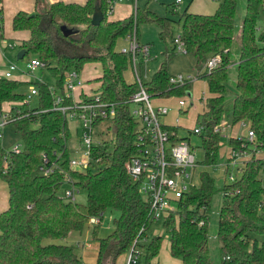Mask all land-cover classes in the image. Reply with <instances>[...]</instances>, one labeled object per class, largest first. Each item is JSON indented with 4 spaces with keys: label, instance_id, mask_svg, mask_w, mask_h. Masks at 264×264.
Returning <instances> with one entry per match:
<instances>
[{
    "label": "trees",
    "instance_id": "16d2710c",
    "mask_svg": "<svg viewBox=\"0 0 264 264\" xmlns=\"http://www.w3.org/2000/svg\"><path fill=\"white\" fill-rule=\"evenodd\" d=\"M213 14H195L185 9L180 20L159 17L151 10L134 7L132 14L122 20H111L104 0H88L85 4L57 1L42 11L29 14L20 11L12 18L15 32L26 31L29 37L20 42L25 57L45 63L54 84L20 81L0 76V107L10 106L13 125L23 142L19 154L11 153L8 172L3 173L6 154L0 150V179L8 186V208L0 213V264H83L74 246L59 243L73 232L82 233L92 217L107 211L116 213L113 231L105 238L98 237L100 222L94 226L98 242L96 264H117V259L135 248L137 260L146 264L159 256L162 237H147L154 221L150 207L133 183L126 164L139 153V124L131 115V97L141 90L151 98H181L191 90V82L171 84L168 64L177 53L173 37L174 25L181 23L178 38L186 54L195 58L198 79L208 84L210 96L197 118L204 126L200 135L205 151L203 166L220 164L221 136L214 127L225 114L226 82L231 65L232 48L240 43L236 62V95L228 117L232 125L246 122L255 134L250 143L232 137L229 146L244 150L252 156L242 167L238 183L223 186L224 203L219 210L217 240L221 264H264V240L251 234L264 235V0H245V15L237 22L240 0H214ZM0 0V42L5 39V18ZM171 12L178 13L174 3ZM104 18L92 25L96 10ZM155 24L158 37L172 49L166 48L165 60L151 80L128 83L124 74L133 55L126 54L118 43L136 33L139 26ZM81 26L77 33L65 36L62 27ZM168 47V45H166ZM219 55L221 64L210 72L203 70L208 59ZM24 57V58H25ZM23 58V59H24ZM97 63L101 75L97 78L102 102L113 104L116 117L109 123L113 133L110 142L101 140L91 148L89 166L84 171L72 170V151L67 146L70 137L65 115L55 109L54 88L65 97V79L70 72L81 75L85 66ZM54 64V66H52ZM2 72H0L1 74ZM89 81L86 85H90ZM28 84L37 90L38 106L27 109L26 94L19 92ZM79 99L90 101L88 94ZM22 105L19 107L13 104ZM66 103H71L70 99ZM101 121L97 123L100 124ZM45 158L48 163H45ZM100 158L99 162H94ZM57 165L50 174L40 168ZM231 173L228 171V174ZM69 177L78 191L87 194L86 204L80 205L62 198L59 192ZM229 181V180H228ZM215 192V179L208 173L200 174V185L192 187L178 206L177 215L164 220L170 233V254L182 264H212L208 246L209 217L207 210ZM144 253V256L142 255Z\"/></svg>",
    "mask_w": 264,
    "mask_h": 264
},
{
    "label": "rangeland",
    "instance_id": "374dc122",
    "mask_svg": "<svg viewBox=\"0 0 264 264\" xmlns=\"http://www.w3.org/2000/svg\"><path fill=\"white\" fill-rule=\"evenodd\" d=\"M174 0H138L136 7H139L140 11H145L146 9L151 10L159 17H168L176 22L180 20L181 15L189 7V12L195 14H203L207 12L215 11L217 8V2L214 0H182L178 8V13L171 12V5L174 3ZM43 4V2H42ZM129 6H134L133 3H121L116 6L111 16L117 19H125L127 14H129ZM135 7V6H134ZM133 7V9H134ZM245 15V0H240L238 4V14L237 22L240 26L241 20ZM5 35L9 37L6 39L7 45L12 46V48L4 49L1 47L0 50V70H6L12 64H15L20 70H25L27 62L32 59L25 57L22 60L17 59L18 53L21 51V48L16 44L18 41H22L23 35H18L7 22V17H5ZM115 19V20H117ZM173 37H178L181 30V23L174 25ZM65 28L69 29L72 33H77L82 27L81 26H69L64 25ZM26 32V31H22ZM159 28L155 24H143L139 26V38L140 43L143 45L148 44L151 47L150 59H146L142 54L137 55V62L135 68L132 66V63H129L128 70L124 74V78L128 83H134L136 80L135 70L139 71L142 74L144 82L151 80L154 73L159 69L161 63L165 60L164 52L166 48L172 49L173 44L171 40L168 39L167 43L161 41L158 37ZM168 45V47H166ZM118 47L121 48H130V42L128 40H122L118 43ZM240 49V43L236 40L232 48V59L231 65L228 70V80L226 82V104H225V114L223 120L228 116L232 108V103L236 95V83H237V71H236V62L238 59V53ZM54 66V64L52 65ZM168 72L173 76L183 75L185 77L190 76L191 81V90L183 97L187 100V103L190 105V108L187 109L186 113L178 114L176 111V103L179 99L177 96L172 98L169 101L170 113L167 116V122L171 125H175V120L178 118L179 122L177 123L178 136L180 138H190L192 145L195 149L196 160L199 162L200 166L197 169L195 175L196 186L200 185V174L202 172H208L215 179V192L212 195V201L207 210L209 217V239L208 246L210 251L211 263L212 264H221V251L220 245L216 238L217 229L219 224V210L222 204L224 203V194L222 192L223 186L227 182L230 184V181L226 180L223 177L222 168L227 163L226 160L221 159L220 164L217 167H207L203 166L202 163L205 157V151L203 149L202 138L199 135L193 134L191 131L198 126L197 118L201 115L206 106V99L210 96L208 91V84L203 79H198V70L196 68L195 58L186 53L177 52L173 59L168 64ZM16 74H22L21 72H16ZM101 74V66L97 63H89L85 66L83 75L89 77L91 80L90 84L96 88L98 91L99 84L97 78ZM28 78V81L34 82H44L50 85H53L54 79L50 75L48 69H38L32 73V75H25ZM19 92L29 95V85L25 84L20 87ZM158 99H152V104L157 107ZM21 106L22 103L16 104ZM163 105V104H161ZM38 106V100L35 97H32L26 106L27 109H33ZM10 106H5L4 109H10ZM177 113V114H176ZM228 121L231 120L227 117ZM68 128L70 130V137L67 141V146L72 151L73 158H81V154L86 150L85 146L82 144V124L78 119H72L68 117L67 119ZM108 122H103L100 125L94 128L92 140L94 143L105 140L110 142L113 138V133L108 132ZM244 135V128L238 130V127L235 125L232 129V132L229 129V132L221 135L222 143L224 145L229 144L230 138L236 136ZM239 135V136H238ZM222 144V145H223ZM23 147L22 138L19 133L15 130L13 125H7L2 130V138L0 139V148L5 152H11L15 147ZM240 166L236 165L235 167H230V172L233 175L238 176ZM263 185H264V176H263ZM66 189H72V185L64 184L59 192V195L64 198V192ZM77 189V188H76ZM8 186L6 183L0 179V202L7 199ZM87 194L85 191H79L76 194V203L80 205L86 204ZM3 202L1 204H3ZM0 204V206H1ZM9 205V204H8ZM8 208V207H7ZM116 213L107 211L103 215L101 225L98 229V237L105 238L111 234L113 231V219L116 217ZM94 224L88 223L83 229L82 233L73 232L69 235L66 240L58 241L59 243H65L71 246H74L78 256L82 259L83 264H96L97 255H98V242L94 239ZM254 239L259 241L264 240V235L251 234ZM155 236H161L162 246L159 252V256L154 261L157 264H182L180 259L173 258L170 254V233L164 227V219L153 222L151 228L147 231V237L153 238ZM131 254V251L121 255L117 259V264H127L128 257ZM144 256V253L142 252ZM140 264H146L145 259L142 258Z\"/></svg>",
    "mask_w": 264,
    "mask_h": 264
},
{
    "label": "built area",
    "instance_id": "2783aa9c",
    "mask_svg": "<svg viewBox=\"0 0 264 264\" xmlns=\"http://www.w3.org/2000/svg\"><path fill=\"white\" fill-rule=\"evenodd\" d=\"M138 0H104L107 7V15L111 17L115 7L121 3H133L136 6ZM174 4L179 7L182 0H174ZM130 42V48H122L121 51L126 54L133 55V67L137 62V55L140 53L146 59H150L149 45H143L139 42L135 32L128 35L126 38ZM3 41V40H2ZM1 41V42H2ZM176 51L186 53V49L181 40L176 37L174 40ZM4 49L12 48V46L4 45ZM222 62L219 55L208 59L203 70L210 72L218 67ZM45 63L32 59L26 64L25 70H20L15 64H12L4 70L0 76L8 79H14L16 72H21L23 75H32L38 69H44ZM137 80H141V74L135 70ZM191 82L190 76L183 75L173 76L170 78V83L184 84ZM65 97L60 96L58 92L51 88V93L55 97V109L61 111L66 120L68 117L78 119L83 128L82 144L86 150L81 154V158H71L70 167L72 170L84 171L92 161L91 148L99 142L94 143L92 140L94 128L103 122L111 123L116 117V110L113 104L102 102L99 94L91 96L90 101L74 97V92L77 88H83L84 82L80 74L70 72L65 79ZM29 95L26 96L25 103H28L32 97L37 95V90L34 86L29 87ZM71 103H66L69 100ZM168 99V98H156ZM152 99L144 92L139 91L131 97V115L139 124V153L133 157L127 164L126 169L134 184L139 188V192L147 201L150 207V218L152 221L166 220L169 216L177 215L180 201L186 197L192 187L196 186L195 175L199 162L196 160V152L190 138H180L178 136L177 123L176 126L169 124L166 120L170 113V106L158 105L155 107L152 104ZM16 105V104H13ZM190 105L187 100L179 98L176 103L178 114L186 113ZM13 121L8 109L0 107V139L2 138V130L5 126ZM101 121L100 124L97 123ZM231 123L225 119L220 124L214 127V134L222 135L230 128ZM241 127L246 129V134L242 138L250 143L255 142V134L244 121L241 122ZM205 131L204 126H196L191 132L195 135H201ZM101 142V141H100ZM203 142V141H202ZM23 148V147H22ZM19 146L15 147L11 152H5L3 156L2 169L3 173H7L10 167L9 154H19L22 151ZM71 150V149H70ZM252 154L247 151L234 149L230 147L227 156L226 171L224 178L231 183H238L239 176L242 172V167L245 162L251 158ZM98 158L94 162H99ZM45 163H48L45 158ZM240 166L239 175L235 176L229 173L230 167ZM57 165L53 163L50 167L47 165L40 168L43 174H50ZM67 184L72 185V189H66L64 198L75 202L76 194L79 192L73 185L71 179L67 177ZM197 187V186H196ZM103 216V215H102ZM102 216L92 217L90 224H98ZM137 260L135 248L132 249L128 257L127 264H134Z\"/></svg>",
    "mask_w": 264,
    "mask_h": 264
},
{
    "label": "crops",
    "instance_id": "0c3cea01",
    "mask_svg": "<svg viewBox=\"0 0 264 264\" xmlns=\"http://www.w3.org/2000/svg\"><path fill=\"white\" fill-rule=\"evenodd\" d=\"M57 1H62V2H65V3L85 4L88 0H3V3H2L3 14H4L5 17H7V22L11 25L12 24V18L18 12L24 11V12H27L29 14H33L35 12L42 11V10L46 9L49 5H51L52 3L57 2ZM42 2H43V4H42ZM133 7L132 6H129V8H130L129 9V14H127L126 17H129L132 14ZM214 12L215 11L207 12V13L205 12L203 14L210 15V14H213ZM110 19L111 20H115L117 18H113L111 16ZM117 20H122V19H117ZM15 33L18 34V35H23L22 40H25V39H27L29 37V33L28 32H15ZM8 38L9 37H6V35H5V39L2 42H0V50H1V47H3L4 45H7L8 44V43H6V39H8ZM139 42H140V38H139ZM16 44L19 46L20 45V41L16 42ZM145 45H148V44H145ZM150 53H151V47H150ZM3 71L0 70V72H3ZM83 72H84V70H83ZM83 72L81 73L80 76H81L82 81L84 82V85H83V88H77L75 90V92H74V97L75 98H78L81 93H86V94H88V97H91V96L94 95V92L92 93L91 90L92 89L93 90L96 89L94 86H92V84L86 85L91 79L89 77L83 75ZM100 75H99V77H100ZM141 77H142V74H141ZM15 79L20 80V81H28L29 80L23 74H15ZM171 99L172 98H168V99H158L157 101L159 103L157 105L163 104V105H166V106H170L168 103H169V101ZM166 120H167V118H166ZM225 120L228 121L226 118H225ZM175 122H176V120H175ZM228 122L230 123V121H228ZM234 126L235 125H232V124L230 125V128L229 129H230L231 132H232V129H233ZM236 126L238 127V130H241L243 128V127H241V122L238 123V124H236ZM229 129L226 131V133L229 132ZM245 134H246V129L244 128V135L243 136H245ZM243 136H239V137H243ZM234 137H237V135L234 136ZM229 151H230V146L229 145H224L223 144L221 146V148H220V158L226 160L225 162H227V156H228ZM225 166L226 165H224V167L222 168V170H223V177H224L225 171H226V167ZM2 202L3 201H1L0 204ZM7 207H8V194H7V199H5L4 202H3V204H1V206H0V213L3 212V211H5L7 209Z\"/></svg>",
    "mask_w": 264,
    "mask_h": 264
},
{
    "label": "water",
    "instance_id": "95a60500",
    "mask_svg": "<svg viewBox=\"0 0 264 264\" xmlns=\"http://www.w3.org/2000/svg\"><path fill=\"white\" fill-rule=\"evenodd\" d=\"M103 18H104L103 12L100 9H97L95 14L93 15V18H92V25L98 26L102 22ZM62 30H63L65 36H69L72 34V32L65 27H62ZM25 55H26V51L21 50L17 55V59L22 60L25 57Z\"/></svg>",
    "mask_w": 264,
    "mask_h": 264
}]
</instances>
